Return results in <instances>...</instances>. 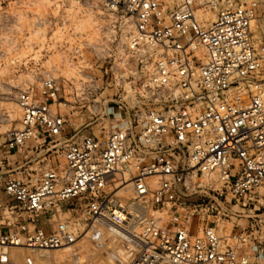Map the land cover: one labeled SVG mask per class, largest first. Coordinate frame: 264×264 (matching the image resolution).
I'll return each mask as SVG.
<instances>
[{
	"label": "built area",
	"instance_id": "2783aa9c",
	"mask_svg": "<svg viewBox=\"0 0 264 264\" xmlns=\"http://www.w3.org/2000/svg\"><path fill=\"white\" fill-rule=\"evenodd\" d=\"M101 1L135 18L131 51L161 50L147 85L164 103L132 111L104 137L75 135L65 165L44 172L36 185L7 177L9 212L23 209L32 227L0 226V264L10 263L8 247L76 244L79 223H41L75 200L110 228L131 232L141 222L139 253L129 264H264V218L235 223L229 232L224 218L238 212L231 205L264 206V0H180L173 9L164 0ZM61 90L47 76L42 99L29 89L18 94L23 112L20 127L7 133L8 148L24 147L40 131L51 138L63 133L67 120L53 107ZM129 183L131 205L123 192ZM149 200L169 212L166 227L160 218L140 217V202ZM195 214L202 215L198 232Z\"/></svg>",
	"mask_w": 264,
	"mask_h": 264
},
{
	"label": "rangeland",
	"instance_id": "374dc122",
	"mask_svg": "<svg viewBox=\"0 0 264 264\" xmlns=\"http://www.w3.org/2000/svg\"><path fill=\"white\" fill-rule=\"evenodd\" d=\"M164 1L167 9H173L180 0ZM212 18L213 14L208 12L206 19ZM136 32V21L131 14L110 9L101 0H0V226L3 231L32 222L23 209L16 208L14 214L9 212L14 202L4 194L3 182L7 177L36 185L44 172L65 165L66 148L78 134L104 137L132 111H145L164 103L149 94L147 85L148 73L161 50L131 51L130 41ZM47 76L61 84V93L53 107L65 116V130L55 138L40 131L24 147L8 148L7 133L20 127L23 112L17 103L18 94L29 89L37 99H42V81ZM108 107L114 111H107ZM125 195L128 205L135 202L132 192ZM196 198L197 194H193L187 199ZM217 202L226 206L224 199ZM140 203L143 206L140 217L160 218L162 227L168 225V211H159L150 200ZM256 205H231L230 209L238 212L224 217L228 227L235 223L246 226L264 218V206L258 202ZM201 217L197 214L191 217L194 232L199 230ZM61 220L80 224L76 244L36 251L8 247L9 264H129L139 253L134 241L141 232L140 221L131 227V232L110 228L88 218L79 200L62 203L60 211L43 216L41 223L52 228Z\"/></svg>",
	"mask_w": 264,
	"mask_h": 264
},
{
	"label": "bare ground",
	"instance_id": "6f19581e",
	"mask_svg": "<svg viewBox=\"0 0 264 264\" xmlns=\"http://www.w3.org/2000/svg\"><path fill=\"white\" fill-rule=\"evenodd\" d=\"M206 18H207V16H206ZM123 191L127 194L128 192H131V184L129 183V184H127L124 188H123ZM231 226L232 225H229V227H228V231L230 230V228H231ZM132 241H134V239H132ZM13 249H15V250H19L20 249V247H12ZM30 251H36L37 249H33V248H28Z\"/></svg>",
	"mask_w": 264,
	"mask_h": 264
}]
</instances>
